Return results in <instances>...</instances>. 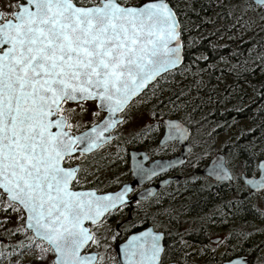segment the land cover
Returning <instances> with one entry per match:
<instances>
[{"label":"snow or ice","instance_id":"obj_1","mask_svg":"<svg viewBox=\"0 0 264 264\" xmlns=\"http://www.w3.org/2000/svg\"><path fill=\"white\" fill-rule=\"evenodd\" d=\"M177 15L168 0H25L0 23V205L32 233L23 234L41 264H95L81 255L97 243L82 224H96L124 202V192L74 190L83 162L70 161L102 145L115 114L180 62ZM87 99L108 115L73 136L65 129L74 109L63 105ZM171 128L183 135L179 125ZM214 174L228 177L222 165ZM258 183L264 187V178ZM159 241L151 232L132 236L122 249L125 264H162Z\"/></svg>","mask_w":264,"mask_h":264},{"label":"trees","instance_id":"obj_2","mask_svg":"<svg viewBox=\"0 0 264 264\" xmlns=\"http://www.w3.org/2000/svg\"><path fill=\"white\" fill-rule=\"evenodd\" d=\"M168 2L178 13L184 60L153 83L154 97L168 98L172 115L189 127L194 141L197 135L202 148L209 147L208 153L217 138L237 130L221 153L227 165L238 164L242 173L255 175L257 161L264 159V6H255L251 0ZM208 155H203L204 164ZM235 183L242 184L235 177L231 184H205L201 193L194 188L168 196L155 210V217L167 219L163 230L169 259L179 264H222L245 256L250 264H264V241L248 233L258 223L264 230V212L250 201L243 185L238 190L229 188ZM207 212L212 213L215 228L202 222ZM155 220L154 225L160 226ZM215 229L228 233L223 240L225 249L219 253L205 247ZM0 239L9 237L0 231ZM17 240L3 250L10 258L19 255L21 248L27 249L30 242L23 233ZM97 264L116 263L110 256Z\"/></svg>","mask_w":264,"mask_h":264},{"label":"flooded vegetation","instance_id":"obj_3","mask_svg":"<svg viewBox=\"0 0 264 264\" xmlns=\"http://www.w3.org/2000/svg\"><path fill=\"white\" fill-rule=\"evenodd\" d=\"M17 1L14 11L11 13L0 7V23L13 19V13L18 10L20 4L25 3L24 0ZM152 85L148 86L139 96L132 97L128 104L115 114L117 122L104 135L109 138L102 145L83 156L77 152L75 153L77 159L70 161L73 165H79L83 162L79 173L81 183L74 190L93 191L98 195L116 193L121 189L127 191L126 200L123 204L108 212L97 224H85L97 243L90 242L83 254L96 253L98 255L97 263L100 255L98 250L90 249L92 245L111 246L114 252V247L125 242L129 235L152 227L154 231L164 235L161 253L162 264H179V261L169 259L166 254V233L154 224L155 219L160 223H167V220H164L165 217L162 215L155 217V210L163 206L168 196H180V194L194 188H198L197 191L201 193L203 189L202 180L204 184L213 187L216 184H224L216 183L202 175V170L215 154L207 157L204 164L200 142L194 141L189 127L179 117L172 115L167 97H153ZM63 107L74 109V113L68 114L72 128L65 129L70 131L73 136L83 134L90 130L94 124L99 125L108 115V113L97 108L95 100L69 102ZM165 120H179L187 127L189 152L182 164L156 170V161L174 159L182 151V147L176 140L162 143L165 133L163 121ZM85 176L86 178H84ZM163 182L166 183L159 186ZM156 187L157 189L152 196L143 200H131L146 191L154 190ZM246 190L248 191V189ZM248 193L250 196L253 195L249 191ZM22 231L32 236L30 231L23 228ZM211 240L213 239H209L208 243L212 244ZM26 241L28 242L29 239ZM36 243L39 241L37 240ZM0 244H3L1 239ZM34 252V246L25 250L20 249V254L24 253L28 256H32ZM20 254L18 259L21 258ZM114 257L116 264H118L115 252ZM53 258V254L49 252L48 260ZM183 258L185 259V257ZM34 260L33 256V262L30 264H38ZM44 264H47V261Z\"/></svg>","mask_w":264,"mask_h":264},{"label":"water","instance_id":"obj_4","mask_svg":"<svg viewBox=\"0 0 264 264\" xmlns=\"http://www.w3.org/2000/svg\"><path fill=\"white\" fill-rule=\"evenodd\" d=\"M25 1V0H24ZM252 3L255 5V6H259V7H262L260 5H258L255 0H251ZM171 7V6H170ZM178 20V19H177ZM181 40V39H180ZM181 45H182V41H181ZM183 60H184V57H183V45L181 47V59H180V62L175 66V67H171L169 68L168 70L160 73L155 79H153L152 81H149L145 86L144 88H142L134 97H137L139 96L144 90H146V88L151 85L152 83H154L159 77H161L162 75L168 73V72H171L175 69H177L178 67H180L183 63ZM89 100H93V99H89ZM173 124H176V125H179L181 129H183V135H180L179 133H175V130L171 128V125ZM163 125L165 126V133H164V136L162 138V143H166V142H170V141H178L179 145L182 147V151L180 153L179 156H177L176 158L174 159H171V160H166V161H156L155 162V168L156 170L158 168H170V167H174V166H178L180 164H182L184 162V158L186 156V154L189 152V146L187 144V139H188V129L187 127L182 123L180 122L179 120H165L163 121ZM55 130V129H53ZM110 130V129H109ZM89 131V130H88ZM87 132V131H86ZM108 132V131H107ZM107 132H104L103 135L107 134ZM85 133V132H84ZM222 165L223 169L227 171L228 173V177L227 178H224V179H220L218 178V176L216 174H214V170L215 171H218L219 170V167ZM264 159H261L257 162V165H256V168H257V171H258V174L256 176H250V175H245V174H241L240 175V180L241 182L243 183V185L251 192V193H261V192H264V187H260L259 186V183L261 181L262 178H264ZM202 175L205 176V177H208L210 179H212L214 182L216 183H232L233 182V175H232V172L231 170L228 168V166L226 165V158L225 156L222 154V153H217L215 154L208 162L207 166L202 170ZM257 182V184H253L251 182ZM166 182H163L161 183L159 186H162L164 185ZM157 187L154 189V190H149V191H146L144 192L142 195H139L135 198H132L131 200H143V199H146L148 196H152L154 194V192L156 191ZM124 192V201L126 200L125 199V196H126V193L127 191H125L124 189H121L120 191L116 192V193H109V194H103V195H98L96 194V192H93V191H90V192H93L96 196H115L117 193H120V192ZM124 203V202H123ZM121 203V204H123ZM121 204H117V207H119ZM115 208H112V209H109L108 212L114 210ZM104 213L103 216H101L99 218V220L97 221L100 222L102 220V218L108 213ZM90 223L91 225H94L90 220H85L82 224V227H84L85 229H87L89 231L88 228L85 227V224H88ZM96 223V224H97ZM27 230V229H25ZM28 231V230H27ZM142 232H151L153 234H156V235H159L160 236V246L163 250V239H164V235L161 233V232H156L152 229V227H149V228H146L140 232H137V233H133L131 235H129L126 239L125 242H123L122 244H119V245H116L114 247V252H115V256H116V260H117V263L118 264H125V258H124V252L122 251V249H125L127 248V244H128V241L129 239L132 237V236H136V235H139L140 233ZM90 233V232H89ZM91 234V233H90ZM92 235V234H91ZM220 241L219 238H216V239H213L211 240V243L213 244H216ZM91 241H89L90 243ZM88 243V244H89ZM88 244H86L84 246V248L81 249V255H85L83 254V251L85 250V248L88 246ZM87 255H91L95 258V263L97 261V254L96 253H86ZM174 264V263H172ZM222 264H250V261L248 259V257H245V256H239V257H234L228 261H225L223 262Z\"/></svg>","mask_w":264,"mask_h":264},{"label":"rangeland","instance_id":"obj_5","mask_svg":"<svg viewBox=\"0 0 264 264\" xmlns=\"http://www.w3.org/2000/svg\"><path fill=\"white\" fill-rule=\"evenodd\" d=\"M17 0H0V7H3L5 10H8L10 13L14 11L16 5H17ZM154 88L152 89V95L154 97ZM235 133H237V130H233V131H228L226 134H223L222 136H220L219 138L216 139L214 146L211 148V155H208L209 153L207 152L206 148L209 147H204L202 148V153L204 156H206V154L208 156H212L216 153H220L221 152V148L224 145V143L227 140H230L231 137L233 135H235ZM198 140L197 135L195 134V141ZM199 141V140H198ZM197 141V142H198ZM228 167L230 168V170L232 171V173L235 175L236 178H239V176L242 174V168L240 165L235 164V163H231L228 165ZM201 182L202 185L204 184V181L202 180ZM239 185H242L240 183H235L230 185V189L231 190H238L240 187ZM250 201L256 206L257 210L264 212V192L260 193V194H253L250 196ZM202 219H204L202 222L204 224H209L210 226L214 227L215 222H213L212 220V213H206L205 215H202L201 217ZM164 220H167L166 218H164ZM165 224L162 222L160 224V226H158V228L160 229H164ZM215 228V227H214ZM0 231L3 232V234L7 237H9V239H4L2 241V246L3 249L1 252V257H2V263L1 264H30L32 263V258L34 256V261L38 262V264H41L40 261L36 260L35 257V252L32 254V256H28L27 254L21 253L20 256L21 258H19V255L10 258L8 255L4 254L3 250H6L7 248L10 247V244L12 243L13 245L16 244V241L18 236H20L23 231H22V226H21V219H18V213L16 211H13L12 208H7L5 209L2 205H0ZM248 233H250V235H256L258 236L259 240L261 242H263V238H264V230L261 229L260 224H256L254 225L252 228L251 226L248 229ZM263 236V237H262ZM228 237V233L225 232V230L223 229L222 231L215 229L212 233H209L208 235V241L209 239H216L219 238L221 239V241L225 240V238ZM225 241L223 242H218L216 244H210L209 246L206 245L205 247L212 250L215 253H219L220 251H222L223 249H225ZM111 246H100V245H92L90 247L91 250H98L99 252V259H103L106 260L110 258V256L114 257V252L113 249H110ZM196 251H199L200 248H194ZM201 250V249H200ZM34 251V250H33ZM18 252V250H17ZM48 259V257H47ZM115 259V257H114ZM45 263V262H44ZM116 263V262H115Z\"/></svg>","mask_w":264,"mask_h":264},{"label":"bare ground","instance_id":"obj_6","mask_svg":"<svg viewBox=\"0 0 264 264\" xmlns=\"http://www.w3.org/2000/svg\"><path fill=\"white\" fill-rule=\"evenodd\" d=\"M197 218V217H196Z\"/></svg>","mask_w":264,"mask_h":264}]
</instances>
